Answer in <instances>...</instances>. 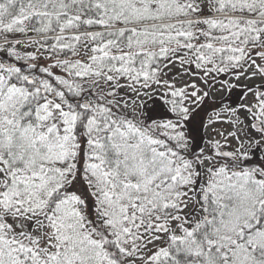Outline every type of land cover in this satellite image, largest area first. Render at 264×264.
Here are the masks:
<instances>
[{
  "label": "snow or ice",
  "instance_id": "1",
  "mask_svg": "<svg viewBox=\"0 0 264 264\" xmlns=\"http://www.w3.org/2000/svg\"><path fill=\"white\" fill-rule=\"evenodd\" d=\"M0 264H264V0H0Z\"/></svg>",
  "mask_w": 264,
  "mask_h": 264
}]
</instances>
